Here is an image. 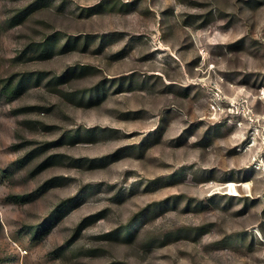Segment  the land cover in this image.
Instances as JSON below:
<instances>
[{
	"label": "rangeland",
	"instance_id": "1",
	"mask_svg": "<svg viewBox=\"0 0 264 264\" xmlns=\"http://www.w3.org/2000/svg\"><path fill=\"white\" fill-rule=\"evenodd\" d=\"M0 264H264V0H0Z\"/></svg>",
	"mask_w": 264,
	"mask_h": 264
}]
</instances>
